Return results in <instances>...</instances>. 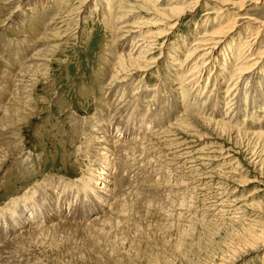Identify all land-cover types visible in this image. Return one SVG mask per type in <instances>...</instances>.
Here are the masks:
<instances>
[{
	"label": "rangeland",
	"instance_id": "1",
	"mask_svg": "<svg viewBox=\"0 0 264 264\" xmlns=\"http://www.w3.org/2000/svg\"><path fill=\"white\" fill-rule=\"evenodd\" d=\"M177 7L186 8L180 18H162ZM121 9L132 11L121 29L151 37L138 48L140 70L106 95L116 59L131 47L113 15ZM220 29L229 31L212 48L209 35ZM1 45L0 243L36 222L89 218L98 203L105 216L115 209L106 227L62 226L16 242L0 264H264V247L243 250L252 228L264 232V0H0ZM242 61L251 76L227 96ZM10 115L13 144L1 130ZM109 119L120 122L111 171L122 180L100 199L84 182L106 168L95 169L90 140ZM37 200L48 212L38 218ZM29 206L36 217L18 225L14 210Z\"/></svg>",
	"mask_w": 264,
	"mask_h": 264
},
{
	"label": "bare ground",
	"instance_id": "2",
	"mask_svg": "<svg viewBox=\"0 0 264 264\" xmlns=\"http://www.w3.org/2000/svg\"><path fill=\"white\" fill-rule=\"evenodd\" d=\"M243 2V1H242ZM242 2H240L241 3V7L240 8H242V6H243V3ZM31 8V7H30ZM105 9V8H104ZM29 10V9H28ZM169 10V13L170 14H164L163 16H162V18L164 19V20H168V21H170V20H173V16L174 17H181L182 15H184L185 14V11H186V8H182V7H177V8H175L173 11L174 12H172L170 9H168ZM132 13V11H130V10H128V9H121L119 12L117 11V13L116 14H113L114 15V17H115V15H120V24L118 23V21H117V19H116V21H117V24H119V28H120V30H126V32H124V36H123V41H126V43L127 42H131V47H130V49H129V54H121L120 55V57L119 58H117L116 59V65H115V68H114V72H115V74H113L112 75V78H111V80H109L106 84H105V90H106V95H107V93L111 90V89H113L112 88V86L115 84V82H118L119 84L121 83H123L122 81L128 76V74L130 73L129 71H139L140 70V66H141V64H143L144 63V60L142 59V56H141V54H139V53H141V50L139 49V51H138V48H140V44H141V42H147L148 43V39H147V36L148 37H151V35L149 36L148 34V32H146L143 28H140V29H137L138 27H135L136 29H121L122 28V21H124L125 19V17H127V16H129L130 14ZM131 17V16H130ZM130 17H129V19H130ZM178 18V19H179ZM183 18V17H182ZM124 19V20H123ZM124 22H128V21H124ZM123 22V23H124ZM130 26V24L128 23V24H125V26L124 27H129ZM132 27H134L133 25H131ZM136 26V25H135ZM228 27V29H232L233 28V24H230V25H228L227 26ZM235 27V26H234ZM224 30V29H220V30H217V31H214V32H211L210 33V37H211V44H213L214 46L212 47V48H218L219 47V45H220V41H221V39H218L217 38V36L218 35H220V34H224L225 32H228L229 30ZM132 30H134V31H132ZM122 32V31H121ZM143 32H145V33H147V35L146 36H144L142 33ZM161 33H162V31H161ZM142 37V38H137V37ZM162 36V35H161ZM257 37V36H256ZM155 38V37H154ZM153 38V39H154ZM147 39V40H146ZM151 39V38H150ZM222 42H223V40H222ZM152 43V42H151ZM255 43V42H254ZM250 45V44H249ZM126 46V45H125ZM147 45L145 44V47H146ZM144 47V48H145ZM144 50V49H143ZM146 50V49H145ZM17 53V52H16ZM195 52H190V53H188L187 54V58H185V62H187V60H188V58H191L192 56H193V54H194ZM3 55V54H2ZM12 56V55H11ZM176 56H177V54H176ZM259 56V55H258ZM17 58H20V60H19V62H23V61H26V59H29L28 57H19V56H16ZM15 57V58H16ZM175 57V56H174ZM193 58V57H192ZM197 58V57H196ZM252 58V57H251ZM146 59V58H145ZM177 59V58H176ZM176 59H174V61L173 62H175L176 64H177V62H179L178 60H176ZM245 59V58H244ZM243 59V60H244ZM30 60V59H29ZM196 60V59H195ZM199 60V59H198ZM202 60V59H201ZM261 60V59H260ZM28 61V60H27ZM183 61V62H184ZM245 61V60H244ZM248 61V60H247ZM250 61V60H249ZM182 62V63H183ZM198 62V61H197ZM246 62V61H245ZM192 63V62H191ZM242 63H243V61H242ZM242 63H240V64H242ZM190 64V63H189ZM244 64V63H243ZM181 64L179 63V66H180ZM246 65V63L244 64V66ZM242 66V65H241ZM241 66H239V69H237V71L239 70H241L240 72H234L233 73V75L231 76V79L233 78V81H232V84H230L229 83V85H230V87H226L227 88V92H226V95L227 96H229L230 94V92L232 91V89H236V91H240V92H242V90H244V87H243V83H241L244 79V76H246L247 78H249L251 75H248L252 70L250 69L249 70V68H247L248 66H249V64H247L246 65V68H242ZM181 67V66H180ZM180 67H178V69H176V70H174V71H178L179 70V68ZM192 67H189V70L191 69ZM201 68V67H200ZM193 69V68H192ZM199 69V68H198ZM181 70V69H180ZM179 70V71H180ZM183 70H185V69H183ZM236 71V70H235ZM185 72V71H184ZM132 73H134V72H132ZM188 73L189 74H191L192 73V71H188ZM192 76H194L195 74L194 73H192L191 74ZM248 75V76H247ZM184 76H186V74L184 75ZM198 76V75H197ZM185 78V77H184ZM196 78V77H195ZM247 78H245V79H247ZM19 79V78H18ZM189 79V78H188ZM190 80V79H189ZM188 80V81H189ZM248 80V79H247ZM18 81H21L20 79L18 80ZM246 81V80H245ZM186 82V81H185ZM132 83V82H131ZM130 83V84H131ZM187 83V82H186ZM219 83H220V81H219ZM133 84V83H132ZM13 85V84H12ZM17 87V86H16ZM120 88H122V87H120ZM134 88V87H133ZM132 89V88H131ZM175 89V88H174ZM183 89H184V87H183ZM122 90V89H121ZM177 90H179V88H177ZM129 91V90H128ZM122 93H123V91H122ZM236 93V92H235ZM240 93H238V96H240L239 95ZM128 95V94H127ZM232 95V94H231ZM9 96V95H8ZM108 96H109V99H111V94H108ZM121 96V95H120ZM119 96V97H120ZM137 96V95H136ZM236 96V95H235ZM235 96L234 97H232V96H230L228 99V101H227V103H229L230 105H231V102H235V99L237 98H235ZM114 97H116V96H114ZM122 97V96H121ZM11 98V99H10ZM108 98V97H107ZM124 98H126V97H124ZM239 98V97H238ZM8 100L10 99V101H8V100H6L5 102H6V104H5V107H7V104H8V102H12V97H9V98H7ZM240 99V98H239ZM121 100V99H120ZM126 100V99H125ZM109 101V100H108ZM113 101V100H112ZM120 102V101H119ZM123 102V101H122ZM112 104V103H111ZM111 104H110V106H111ZM122 104V103H121ZM120 104V105H121ZM124 104V103H123ZM228 104V105H229ZM240 104V103H239ZM10 105V104H9ZM116 106H117V103L115 104ZM228 105H226L227 107H228ZM234 105V104H233ZM232 105V106H233ZM115 106V109L117 108ZM106 107H108V106H106ZM124 107H125V105H124ZM123 107V108H124ZM226 107V108H227ZM235 107H236V105H235ZM238 107H239V105H238ZM229 108V107H228ZM232 108V107H231ZM237 108V107H236ZM109 109H111V108H109ZM108 109V110H109ZM118 109V108H117ZM113 110H114V108H113ZM154 110V109H153ZM231 110V109H230ZM119 111V110H118ZM125 111V110H124ZM234 111V110H233ZM232 111V112H233ZM114 112V111H113ZM112 112V113H113ZM117 112V111H116ZM122 112V111H121ZM154 112H156V111H154ZM162 112V111H161ZM161 112H160V114H161ZM227 112H229V109H228V111ZM12 113H15V112H12ZM112 113H107V118L108 117H110L111 115H113ZM158 113V112H157ZM197 113V112H196ZM155 114V113H154ZM230 114V113H229ZM234 114V113H233ZM17 115V114H16ZM121 115V114H120ZM120 115H115V116H117L118 118L120 117ZM227 116H228V114H226ZM6 116V115H5ZM139 116V115H138ZM169 116V115H168ZM226 116V117H227ZM147 117V116H146ZM159 117V116H158ZM157 117V118H158ZM17 118H18V116H17ZM150 118V117H149ZM160 118V117H159ZM124 119V117L122 118V120ZM141 119V118H140ZM142 119H143V117H142ZM142 119L140 120V121H142ZM16 117H12L11 115H10V119H9V121H8V124H6L1 130H4V132H5V134H6V140H5V143H10V141L11 140H13L14 138L13 137H16V136H13V137H10L9 136V134H8V132L11 130V126H14L15 125V122L16 121H18V120H16ZM111 119H109V122H110V124H104L103 122H101V121H99L100 122V124H99V126H100V128H99V130H101V131H96L95 132V135H97L98 137H94V138H92V140H90V144H91V146H93L95 149H96V152L98 151L99 152V155H95L93 158H94V167H95V169L97 168V165H99V164H103L104 165V167H106L105 169H103V170H99V173L102 175V176H100V175H98L97 173H94L93 174V176L90 178V181H91V183H88V182H84V184H85V186L87 187V188H90V192H91V194H93V195H96L97 197H99L100 199H103L105 196L106 197H108L109 198V195H107L106 193H109L111 190H112V188H114V186H115V190H116V188H118V187H120V185H119V183H120V180H122V179H120L121 177H120V173H118L117 175H112L115 171L113 170V168L116 166L114 163L116 162H114V163H112L111 162V152H112V150H111V148H117V145H118V143H120L121 142V140L119 141L118 139H115L113 136H112V134L113 133H111V131H112V129H114V125H117V124H120V122L119 121H121V118H120V120L118 121H115V122H111L110 121ZM146 120H147V118H146ZM224 120H226V119H224ZM232 121V120H231ZM231 121H229V122H231ZM121 122H123V121H121ZM144 122V121H143ZM146 122V121H145ZM144 122V123H145ZM152 122V121H151ZM226 122L227 123H229L228 122V119L226 120ZM9 123H10V125H9ZM124 123V122H123ZM122 123V124H123ZM150 123V122H149ZM223 125H225V122H221ZM151 125V124H150ZM120 126V125H119ZM226 126H228V125H226ZM141 127V126H140ZM162 127H163V125H162ZM116 128V127H115ZM118 128V127H117ZM120 128V127H119ZM145 128V127H144ZM149 128V127H148ZM157 128H159V127H157ZM124 129V128H123ZM156 129V128H155ZM161 129V128H160ZM105 130H107V131H109L108 133H104L105 132ZM152 130H154V129H152ZM226 130V129H225ZM229 130V129H228ZM125 132V131H124ZM117 133V132H116ZM119 133V132H118ZM121 133H123V132H121ZM125 133H127V132H125ZM226 133V132H225ZM137 134H139V133H137ZM145 134V133H144ZM133 137V136H132ZM120 138V137H119ZM144 138V137H143ZM147 138V137H146ZM16 139V138H15ZM141 140H142V138H140ZM132 140H133V138H132ZM126 141H124V143H125ZM143 143H146L145 141H144V139H143V141H142ZM130 143V142H129ZM140 143V142H139ZM10 144H13V143H10ZM121 144V143H120ZM141 144V143H140ZM127 145V144H126ZM133 146H139V144H138V142L135 140V143H133L132 144ZM141 147L142 148H144V145L143 144H141ZM124 149H125V147H123ZM129 149H130V147H129ZM132 149V148H131ZM130 149V150H131ZM128 150V148L126 149V151ZM105 151V153H103ZM129 151V150H128ZM132 151H133V149H132ZM135 152V151H134ZM113 153V152H112ZM115 153V152H114ZM149 154V153H148ZM116 155H117V153H116ZM116 155H114L113 154V156H116ZM226 156V155H225ZM91 157H92V155H91ZM137 157V156H136ZM117 161H118V159H117ZM115 166H114V165ZM227 165V164H226ZM111 169L114 171L113 173H112V171H111ZM115 169V168H114ZM117 169H118V167H117ZM118 170H116V172H117ZM112 176H114V177H112ZM102 181V183L100 184V185H98L97 183H99V182H101ZM66 183V182H65ZM63 184V183H62ZM68 184V183H67ZM70 184V183H69ZM68 184V185H69ZM75 184V183H74ZM83 184V183H82ZM64 185V184H63ZM71 185V184H70ZM64 187V186H63ZM71 188H73V186H71V187H68V188H66V189H71ZM106 192V193H105ZM86 193V192H85ZM62 194V193H61ZM57 195H59L58 194V191H57ZM86 195L87 196H89L88 195V193H86ZM61 196V195H60ZM113 197V196H112ZM114 198V197H113ZM53 200L54 198H49V200L48 201H42V202H48V203H50V200ZM36 201V200H35ZM34 201V202H35ZM38 201V200H37ZM60 201V200H59ZM39 203H36L37 205H36V208H37V210H38V212H37V214H39V216H37V218L38 217H41V215H45L46 213H48L47 211H46V209L44 208V206H43V204H42V202L41 201H38ZM93 203V202H92ZM114 204H116V202H114ZM45 205V204H44ZM103 205H105V204H103ZM110 205H113V204H110ZM110 205H108V206H110ZM98 206L99 207H97V209L96 210H99V212L97 213V214H94L93 216H91V217H89V218H92V219H89L88 218V216L86 217V218H84L83 220H77V222H75V221H69L68 219H64V218H60V217H58V218H56V219H63V220H66L67 222H58V223H56V224H52V225H50V226H47V227H41V226H34L36 223H34V224H31L29 227H31L30 229H28L25 233H23V234H19L16 238H14L13 240H11V241H9V242H6V238L8 237V236H12L11 234H9L8 236H6L2 241H1V243H0V260H2V259H4V255L7 253V250L8 249H10V248H12V247H16V246H18V244L20 245V243L22 242V243H24V245H26L25 243L26 242H28L29 241V243L31 242V243H33V242H35V240L36 239H38L39 238V236H44V234H46L48 231H50V230H53V229H58L59 227H62V226H70V227H73V226H77V227H81V228H89V226H91V225H97L98 226V224H99V226H103V227H106L107 225V222L108 221H113V220H110L109 219V217L113 214V211H114V209L115 208H113V206L115 207V205H113L112 207H110V210H108L107 212H108V214L105 216V212H103V211H101L102 210V207L99 205V203H98ZM48 207H49V209L51 210V211H53L54 213L56 212L55 211V205H52V204H48ZM105 207V206H104ZM120 207V206H119ZM36 208H33V207H26L24 210H19V209H15L14 210V212L16 213V215H15V217L17 218V219H15V221H16V223L18 224V225H22L23 223H26V222H31L30 220H33L34 219V216L36 217V213L34 212L35 210H36ZM112 208V209H111ZM32 210V211H31ZM57 210V209H56ZM29 211H31L30 212V215L28 214V212ZM94 213H96L95 211H94ZM100 213H102L101 215H99ZM55 215V214H54ZM96 215H99V216H96ZM31 216H33V218L31 219ZM56 216V215H55ZM10 218H12V216H10L9 215V219ZM40 219V218H39ZM115 220V219H114ZM52 221V220H51ZM60 221V220H59ZM62 221V220H61ZM88 221H92L91 223H90V225H81V223H88ZM11 223H12V225H14V226H16L17 224H15L14 223V221H13V218H12V220H11ZM40 223H42V222H40ZM115 223H116V221H115ZM118 223V222H117ZM39 224V223H38ZM50 224V223H49ZM78 224H80V225H78ZM89 224V223H88ZM101 224V225H100ZM103 224H105V225H103ZM114 224V223H113ZM40 225H42V224H40ZM43 225H48V224H43ZM109 225V224H108ZM34 226V227H33ZM105 228H103V230H104ZM22 230V229H21ZM20 230V231H21ZM24 230V229H23ZM105 231V230H104ZM40 232H42V233H40ZM9 233V232H8ZM40 233V234H39ZM249 233H250V235H252V236H250V237H252V242H247V240H246V245H245V247L243 248V250L244 251H246V252H251V251H257L258 249H260V248H262V247H264V232H263V230H261V231H258L256 228H252V230L251 231H249ZM13 234V233H12ZM17 234V233H16ZM16 234H13V236H12V238L16 235ZM23 238H24V241H21V239L23 240ZM248 238V237H247ZM244 240V239H243ZM4 242H6L4 245H3V243ZM18 243V244H15V243ZM30 243V244H31ZM29 245V244H28ZM244 246V245H243ZM26 247V246H25ZM29 247V246H28ZM29 249V248H28ZM242 249V248H241ZM12 250V249H11ZM244 251H241V252H244ZM17 252H18V250H17ZM20 252V251H19ZM10 255V254H9ZM7 256V255H6ZM235 257H230L229 259L230 260H233ZM7 259H10V258H8V256H7ZM12 259V258H11ZM228 259V258H227ZM6 260V259H5ZM9 261V260H8ZM1 263H3L2 261H1Z\"/></svg>",
	"mask_w": 264,
	"mask_h": 264
}]
</instances>
